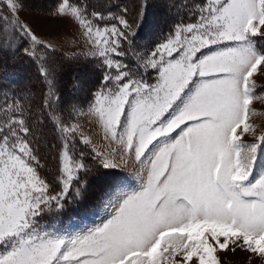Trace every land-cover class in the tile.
<instances>
[{"label":"snow or ice","instance_id":"1","mask_svg":"<svg viewBox=\"0 0 264 264\" xmlns=\"http://www.w3.org/2000/svg\"><path fill=\"white\" fill-rule=\"evenodd\" d=\"M30 3L0 0V62L22 55L42 80L35 107L0 105V264H218L230 240L264 255V166L255 175L264 134L248 144L238 134H255L250 105L264 100L253 79L264 70V0H192L146 50L127 8L50 0L35 9L64 22L62 39L83 41L74 60L101 70L86 110L58 94L59 48L20 20ZM76 117L117 147L99 150ZM45 124L56 141L51 179L34 133ZM88 155L99 168L129 169L135 185L111 192L93 227L45 228L40 218L91 170Z\"/></svg>","mask_w":264,"mask_h":264},{"label":"rangeland","instance_id":"2","mask_svg":"<svg viewBox=\"0 0 264 264\" xmlns=\"http://www.w3.org/2000/svg\"><path fill=\"white\" fill-rule=\"evenodd\" d=\"M145 1H147V4L149 3V12L157 7V4L159 8L161 7L162 11L166 12L159 14L161 18L157 17L156 12H154V14L148 13L147 22L150 24L147 25L148 27L144 25L140 34L147 31L149 39L140 40V35L135 37V45L140 49L146 50L147 48L152 47L154 43L163 39V37L170 30L172 24L180 20L181 13L178 10L184 5L190 6L192 0H181V3L179 4L175 3V1L169 0L167 10L163 4H165L168 0H99V3L106 5L107 7L112 6L111 9L116 14H119L122 9L127 8L128 18L135 19L138 25L143 17V11L145 10V7L142 8L141 5L146 6ZM117 5L119 7H117ZM50 6V0H31V3L29 4L30 11L21 12L19 14L20 20L29 23L38 36L46 37L57 45L59 51L56 55L61 61V69L57 77L58 94L61 96L62 101L66 102L69 99L79 101L86 110V100L89 92L95 91L98 87V81L102 75L101 70L96 67L94 61L92 63H86L84 62L83 57H81L79 61L74 60L71 57V53L73 51H87V49L84 48L83 41L71 38L62 39L57 35V33H60L61 26L64 22L48 16H41L35 10L37 8H47ZM99 10L106 11L107 8L104 7ZM172 15H174L175 21H172L171 23L170 17ZM159 23H163L164 26L160 27ZM61 53L64 55L61 56ZM89 59L91 60L92 58ZM82 69L85 70V74L82 72ZM93 69H98L99 74L96 76L92 75L91 73ZM253 79L257 85L256 94L264 95V70H258V72L254 74ZM250 109L254 115H250L249 123H251L255 128V134L252 132L243 133L242 128L238 129V134L241 135V143L245 144L257 142L256 137L264 134V100H254L252 105H250ZM76 119L81 124L85 134L93 140L94 145L97 146L99 150L111 151L117 147L115 144L110 145L107 141H104L102 131L95 127L87 117H76ZM40 127V125L36 126V128ZM37 136L40 141L39 143L43 145V148H46L47 142H49L50 145L56 142L51 134L50 126L47 124L43 125V129ZM79 148L83 149L86 153L91 152L90 148H86L83 145H79ZM47 153L49 154L45 153L46 155L44 156H46L49 161H46V168L41 171L43 175L51 179L55 171V162L52 159L54 152L48 150ZM85 159L89 163L91 170L86 174H80V179L78 182L74 183L71 194L64 201H62V205H64L62 208L67 209L71 206H75L77 199L79 200L81 198V192H83L84 187L87 184L89 188L97 192L95 195L96 201L93 204L95 205L94 208L81 214H75L74 217H71L67 221L63 229L57 226L48 225V223H41L45 228H59L68 231H79L88 227H93L104 220L108 215V210L104 207L107 196L117 187L135 185L134 179L129 175V169H102L92 163L90 155L86 156ZM262 166H264V146H261V148L258 149V163L255 168V175H259ZM93 167H97L99 169L96 175L92 172ZM110 172L120 173L121 176L119 179H121V181L118 179L114 183H110ZM77 190H79V195L76 194ZM46 214L47 213L40 218V222L43 218H45ZM221 242H223V238H221ZM215 255L217 257L218 264H264V255L247 251L238 243H232L231 240L229 241L227 249L221 250L217 247Z\"/></svg>","mask_w":264,"mask_h":264},{"label":"trees","instance_id":"3","mask_svg":"<svg viewBox=\"0 0 264 264\" xmlns=\"http://www.w3.org/2000/svg\"><path fill=\"white\" fill-rule=\"evenodd\" d=\"M171 1H175V3H178V4L181 3V0H171ZM145 2H146V6H145V10L143 11V17L138 23V34L137 35H140V38H141L140 40L149 39L148 37L149 34L147 31L144 32L143 34H140V31L143 28V26L145 25L146 27H148L147 25L150 24L147 22L148 13L154 14V12H156L157 17H160V18L161 16L159 14L166 13L161 10V7L160 8L158 7V4H157V7H155L149 12V3L147 4V1ZM168 4H169V0L165 4H163L166 10L168 9L167 8ZM170 19H171V23L172 21L174 22L175 21L174 15H172ZM159 24H160V27L164 26L163 23H159ZM82 72H84L85 74L84 69H82ZM91 74L96 76L99 74V70L93 69ZM41 88H42V80L39 75V65L36 62L22 55H17L15 59L10 58L7 54L4 56L3 62H0V105H4L5 98H7L9 101L20 99L21 103L25 105L28 104L29 102H32L33 107H35V105L39 103ZM3 118H4V113L0 112V119H3ZM42 129H43V126H41L40 128H36V127L34 128V133L36 137H38L37 135L40 134ZM39 142L40 141L38 140L37 148L40 151V153L43 156L46 154H49L47 152L48 150H51L50 143L47 142L46 148H43V145H41ZM95 168L97 167H93L92 172L95 173L96 175L99 169L98 168L95 169ZM110 176H111L110 183H114L116 180L119 179L121 174L118 172H110ZM85 187H84L83 192H81V198L79 200L77 199L75 206H71L70 208L76 207L78 210H80V209H90L91 207L95 206L93 204L96 201L95 195L97 194V192L89 188L88 184ZM63 206L64 205H62V207ZM62 207L53 208L52 211L47 212V213H53L52 217H54L65 209Z\"/></svg>","mask_w":264,"mask_h":264}]
</instances>
